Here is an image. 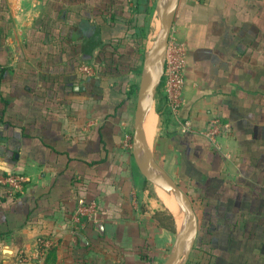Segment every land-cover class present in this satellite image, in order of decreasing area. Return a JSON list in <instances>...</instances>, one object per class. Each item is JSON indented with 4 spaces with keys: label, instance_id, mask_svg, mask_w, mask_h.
Masks as SVG:
<instances>
[{
    "label": "crops",
    "instance_id": "0c3cea01",
    "mask_svg": "<svg viewBox=\"0 0 264 264\" xmlns=\"http://www.w3.org/2000/svg\"><path fill=\"white\" fill-rule=\"evenodd\" d=\"M154 5L0 0V175L29 179L16 197L0 190V264L166 260L176 222L127 146ZM168 44L185 49L178 120L192 132L158 90L150 150L197 218L186 264H264V0H179ZM213 116L229 125L217 146L203 136ZM80 197L97 201V219L72 233ZM41 237L55 241L48 258Z\"/></svg>",
    "mask_w": 264,
    "mask_h": 264
},
{
    "label": "water",
    "instance_id": "95a60500",
    "mask_svg": "<svg viewBox=\"0 0 264 264\" xmlns=\"http://www.w3.org/2000/svg\"><path fill=\"white\" fill-rule=\"evenodd\" d=\"M179 0H156L155 13L159 31L144 52L140 80L136 91L133 115L131 156L139 173L150 183L160 187L172 197L182 209L180 224H176L175 240L163 264H186L194 246L198 224L191 200L157 164L151 150L145 143L144 123L151 110L164 71L168 39L177 11ZM80 247H87V241L76 234Z\"/></svg>",
    "mask_w": 264,
    "mask_h": 264
},
{
    "label": "built area",
    "instance_id": "2783aa9c",
    "mask_svg": "<svg viewBox=\"0 0 264 264\" xmlns=\"http://www.w3.org/2000/svg\"><path fill=\"white\" fill-rule=\"evenodd\" d=\"M185 49L176 44H168L164 62V71L159 87L163 95L164 108L175 120L177 129L180 132H192L189 122H180L178 115L182 107V91L184 86ZM81 71L88 76L94 75V69L89 66H82ZM229 129L220 117L213 116L209 120V126L203 132V136L212 146H217L218 140ZM29 179L24 174L8 172L0 175V190H3L8 197L21 195ZM72 219V233L82 231L86 225L94 224L98 214V204L94 199L80 197L75 203ZM36 255L46 256L54 247L55 241L51 238L41 237L36 239ZM29 257L19 256L20 263L29 262Z\"/></svg>",
    "mask_w": 264,
    "mask_h": 264
},
{
    "label": "rangeland",
    "instance_id": "374dc122",
    "mask_svg": "<svg viewBox=\"0 0 264 264\" xmlns=\"http://www.w3.org/2000/svg\"><path fill=\"white\" fill-rule=\"evenodd\" d=\"M154 8H155V5H154ZM154 25H156V29H157L158 28L157 16H156L155 10L153 9V12H152V15H151V18L149 21V25L147 28L148 39H147V45L145 44L146 48H147L149 42H153V40L156 37L155 32H154L155 30H152ZM152 32H154V36L152 35ZM151 35H152V37H151ZM134 101H136V99H134ZM154 110H155V108H153V111ZM163 131H164V127L161 126V132H163ZM132 134H133V121H132L131 129L128 133V143H127V146H128L130 151H131V147H132ZM150 146L151 147H149V149L154 150L153 145L151 144ZM132 161H133V158H132ZM133 163H134V161H133ZM134 166L136 167L135 163H134ZM147 183H148V188H146L145 190L147 191L148 198H151L152 200H155L157 202L159 208L162 210V213H164L166 215H170L169 211L164 207V205L158 200V198L156 196V189H158V187L155 186L154 184L148 182V181H147ZM178 184H179L181 189H183V190L185 189L184 185L182 183L178 182ZM172 217H173V215H172ZM174 221L176 222V223L174 222L175 223L174 225L176 227V224H178L179 222L176 221V219H174ZM90 264H117V263L113 259H109V258L107 259V258H105L99 254H95L90 258Z\"/></svg>",
    "mask_w": 264,
    "mask_h": 264
},
{
    "label": "bare ground",
    "instance_id": "6f19581e",
    "mask_svg": "<svg viewBox=\"0 0 264 264\" xmlns=\"http://www.w3.org/2000/svg\"><path fill=\"white\" fill-rule=\"evenodd\" d=\"M158 28L156 29V25L153 26L152 30H155V35H157L159 31V22L157 20ZM154 32H152V35L154 36ZM151 35V37H152ZM152 42H149L148 46L151 45ZM133 115V114H132ZM144 137H145V143L147 144L148 148L151 147L150 145L153 142L154 139V133H155V116L152 111H150L145 119L144 123ZM158 187V186H157ZM156 196L158 200L164 205V207L169 211L171 215H173L174 219L178 221L180 224L181 218H182V209L179 206V204L170 197L165 191H163L160 187L156 189Z\"/></svg>",
    "mask_w": 264,
    "mask_h": 264
},
{
    "label": "trees",
    "instance_id": "16d2710c",
    "mask_svg": "<svg viewBox=\"0 0 264 264\" xmlns=\"http://www.w3.org/2000/svg\"><path fill=\"white\" fill-rule=\"evenodd\" d=\"M52 255V250L47 254L46 258Z\"/></svg>",
    "mask_w": 264,
    "mask_h": 264
}]
</instances>
